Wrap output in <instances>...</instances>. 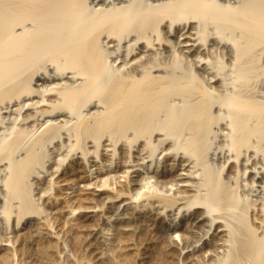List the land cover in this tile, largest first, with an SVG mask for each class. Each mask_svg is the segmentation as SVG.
Masks as SVG:
<instances>
[{
    "label": "bare ground",
    "instance_id": "1",
    "mask_svg": "<svg viewBox=\"0 0 264 264\" xmlns=\"http://www.w3.org/2000/svg\"><path fill=\"white\" fill-rule=\"evenodd\" d=\"M0 264H264V0H0Z\"/></svg>",
    "mask_w": 264,
    "mask_h": 264
}]
</instances>
